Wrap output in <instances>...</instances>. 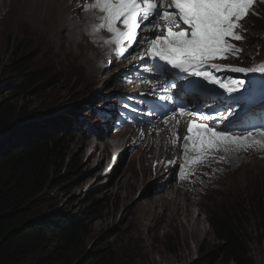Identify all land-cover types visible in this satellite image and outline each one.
<instances>
[{
  "label": "rangeland",
  "instance_id": "374dc122",
  "mask_svg": "<svg viewBox=\"0 0 264 264\" xmlns=\"http://www.w3.org/2000/svg\"><path fill=\"white\" fill-rule=\"evenodd\" d=\"M12 1L2 0L0 3V61L2 62L0 80L7 78H5L8 74L7 67L14 60L13 57L17 55L24 54L30 60L29 67L33 70L49 67L51 71H54L52 63L56 65L63 81L53 87L52 92H45L42 96L29 94L20 100V102L23 101L26 108L33 111L32 114L36 115L35 118L54 119L55 114H68L69 110L79 113L78 110H86V101L95 100L98 102L102 100V93L105 94V90L109 91V87L115 85L112 71L110 69L102 70L98 73L99 80L96 81V78H92L89 67V76H87V66L73 54L62 57L58 56L55 51L49 50L42 42V33L33 29L30 23H26L32 21L34 17L33 5L28 1L26 3L25 0V2L20 0V3L15 2V9H12ZM52 7L55 10L54 4ZM20 24L25 25L21 27ZM262 25L264 23L258 24V26ZM21 28L26 29V32L20 33ZM73 28L71 29L73 30ZM21 34L33 42L25 40ZM62 35L66 39V33L63 32ZM250 35L249 42L252 53L257 55L259 49L264 52V34L259 36L258 32L254 30ZM78 39L79 36H76L75 40ZM66 46H69L68 42H66ZM260 46L262 47L259 48ZM73 49H75L74 44ZM45 83V81L42 82V84ZM18 98V96H9L8 92L4 91L0 94V105L14 103ZM88 120L91 121V118L89 117ZM78 130L70 128L68 131L71 137H67L65 141L64 176L68 174L70 167L78 164V168L63 179L65 182L60 183L61 187L56 188L49 183L42 195L43 210H48V212L63 210L67 214L77 215L79 210L103 208V211L96 213L91 220V234L83 246V254L78 262L86 259L88 261L95 254L110 252L112 256L110 264H233L224 259L223 255L221 256L218 249L219 242L207 223V215L210 216L216 212L229 213L238 198H240L241 209H244V195H252L253 201L257 199L264 201L263 179L257 178V182L252 180L250 185L242 191L232 187L231 192L221 197L213 195L198 200L192 195L179 194L181 200L179 213L174 210L173 206H169L166 211L168 217L166 221L159 219V216L164 213L162 208H159L160 211L158 210L156 217L148 219L138 209L137 203L145 201L155 203L163 189L166 186L169 189L174 182L168 184L170 178L166 180L167 177L162 176L161 178L160 175H156L149 163L140 161L137 156L132 157L129 164L125 163L124 154L121 159L118 158L120 161L117 162L118 165L116 163L117 167L113 171L103 174L107 171L106 166L111 154L109 156L100 155V148L95 154H92L91 143L94 144L97 140L88 138ZM99 161L100 165L98 166ZM145 170L149 171V176L145 182L137 184V180L143 176ZM262 172L264 171L259 174L258 172L257 174L252 173L251 177L260 175ZM52 176L55 177L56 174H52ZM237 177V175L232 176L228 182L233 185ZM251 177L246 180V176H242L243 187L248 185ZM86 193L93 195L96 204L89 201L91 197H86ZM156 203L161 205L159 201ZM185 203H190V207ZM259 205L264 206V203ZM187 207L192 213L190 222L196 218L202 220V230L197 234L195 227L193 225L190 227V222L185 218ZM245 221L247 226L244 227L247 229L246 236L249 239L248 258L252 264H264V237L261 239L262 234L257 233L253 216L245 217Z\"/></svg>",
  "mask_w": 264,
  "mask_h": 264
},
{
  "label": "trees",
  "instance_id": "16d2710c",
  "mask_svg": "<svg viewBox=\"0 0 264 264\" xmlns=\"http://www.w3.org/2000/svg\"><path fill=\"white\" fill-rule=\"evenodd\" d=\"M13 58L7 67V78L0 80V94L7 91L9 96H18L19 101L0 105V131L33 115L21 99L52 92L63 81L48 68L29 72L30 60L24 54ZM1 64L0 61V71ZM61 118L64 120L60 115L46 125L29 120L0 140V264H110V252L78 262L91 234V220L103 208L79 210L77 215L43 210L42 195L49 183L61 187L63 179L78 168V164L70 167L64 176L65 141L69 135L65 121L64 125L57 124ZM89 201L96 204L94 197ZM250 216L262 239L264 206L233 210L231 215L211 221L218 249L228 262L252 264L244 227L245 217Z\"/></svg>",
  "mask_w": 264,
  "mask_h": 264
},
{
  "label": "snow or ice",
  "instance_id": "6c2138e0",
  "mask_svg": "<svg viewBox=\"0 0 264 264\" xmlns=\"http://www.w3.org/2000/svg\"><path fill=\"white\" fill-rule=\"evenodd\" d=\"M254 3L255 0H169L168 3L165 0L159 3L157 0H93V3L80 7L81 11L95 9L102 13L97 17L100 22L91 25V34L107 31L110 38L105 43L114 45L115 51L124 58L134 56L143 64H150L146 70L156 73L152 79L165 78L169 88L184 81L176 93L177 101L183 100L189 91L204 89L208 85L218 86L215 95L223 100L217 101L215 109L208 110V118L215 124L216 118L211 115L213 111L220 113L223 108L233 114L236 107L241 106L247 112L250 105L246 92L239 91L244 81L220 75L226 71L247 73L249 69H224L214 61L227 59L229 54L240 51L233 42L244 39L240 34V22ZM173 26H182V30H174ZM159 32L164 34H157ZM258 71L264 72V68ZM251 87L254 88L255 84L252 83ZM185 107L177 103L171 106V110L182 113ZM193 112L202 115L198 108ZM219 118L225 117L221 114ZM184 139L190 142L194 151L205 153L214 152L221 145L227 148L228 145L244 144L252 139V133L237 137L226 127L218 131L214 126L192 121ZM188 148L189 144L185 143V153ZM184 159L188 162L187 155ZM197 162L195 159L191 161L193 164ZM180 173L183 179L182 167Z\"/></svg>",
  "mask_w": 264,
  "mask_h": 264
},
{
  "label": "bare ground",
  "instance_id": "6f19581e",
  "mask_svg": "<svg viewBox=\"0 0 264 264\" xmlns=\"http://www.w3.org/2000/svg\"><path fill=\"white\" fill-rule=\"evenodd\" d=\"M28 2L30 4H32L34 7V17L33 16H32L33 18L31 17L32 22H30V24L33 27V29L42 33L41 39H43L42 42L47 46V48L51 51H55L58 56L66 55L67 53L71 52L72 49L66 47V42L70 41V38L68 36H66V39H64L62 37L63 36L62 34L66 30H68V26L74 27L73 30H76V29L80 28V24L78 22H76L74 19L68 18V11L64 7L62 1L61 0H55V1L54 0H28ZM53 4L56 6L55 10L52 7ZM14 6H15V0H13L11 2L12 9L14 8ZM57 6H58V10H57ZM17 11H18V9H17ZM31 13H33V12H31ZM14 18L16 19V16ZM254 19L256 20L258 18H254ZM80 34L83 35V30L80 31ZM78 49L80 52H84L85 50H88V49H89V51H92L91 55L89 57H87L88 61L86 60V62L89 63V65H90L89 66V72L92 75V78L93 79L96 78L95 80L98 81L100 78L98 75V69L102 66L99 64V62H101V59L98 57V55L95 54L94 49H92L88 45L84 46L83 44L79 43ZM112 138H113V136L112 137L110 136V139H108L106 141L104 140L102 143L101 142H99V143L95 142L94 144L91 143V146L93 148L92 154H95L97 149L100 148V155H108L111 152L115 153V148L118 149V148H120V147L122 148V146H124L123 143H121V139H117L116 141L111 142L110 140ZM149 139H150V137H147V140H149ZM99 165H100V161L98 163V166ZM263 169H264L263 166H256L254 168H248L245 171L244 177L246 176V180H248L251 177L252 173L257 174V172H258V174H259L261 171H264ZM147 176H148V173L146 172V175H144L140 179V182H144L146 180ZM237 186L238 187L243 186L242 177L238 181ZM168 194H172V195H168ZM211 196H213V195H211ZM156 201L161 202V205L159 206L156 203ZM185 205H186V203H185ZM202 205L205 206L204 203H202ZM169 206H173L174 210L178 211V213L181 210V205L179 203V194L177 191L175 193V187L174 186H171L169 189H167V186H166V188H164L163 191L159 194V197L155 200V203H153L152 201H145V202L137 203L138 209L141 210L143 212V214L146 216V218H148V219H153L154 217H156L155 216L156 213L158 212V210L160 211L159 208L164 209V213H162L159 216V219L162 221H166V219L168 218L166 211L168 210ZM188 207H190V206L188 205ZM188 207H187V209H188ZM190 216H192V213H191V210L188 209L185 217L188 218ZM172 219H174V218H172ZM201 223H202V220L200 218H197L193 223V227H195L196 234L202 230Z\"/></svg>",
  "mask_w": 264,
  "mask_h": 264
},
{
  "label": "water",
  "instance_id": "95a60500",
  "mask_svg": "<svg viewBox=\"0 0 264 264\" xmlns=\"http://www.w3.org/2000/svg\"><path fill=\"white\" fill-rule=\"evenodd\" d=\"M21 122H23V120L20 121V122H18V123H16L15 125H13V126L7 128V129H5V130L0 131V138H2L4 134L7 135L6 133H7L8 131H11V130L15 129L18 125H20ZM5 135H4V136H5Z\"/></svg>",
  "mask_w": 264,
  "mask_h": 264
}]
</instances>
